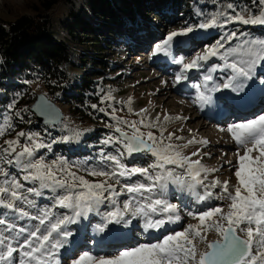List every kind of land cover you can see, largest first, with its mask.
<instances>
[{"label": "snow or ice", "instance_id": "1", "mask_svg": "<svg viewBox=\"0 0 264 264\" xmlns=\"http://www.w3.org/2000/svg\"><path fill=\"white\" fill-rule=\"evenodd\" d=\"M259 6L261 11L257 15L250 9L237 10L229 3L227 8L234 14L217 11L199 24L171 31L162 43L156 44L153 55L171 56L176 38L186 37L197 29H224L232 23L264 25V0H259ZM213 58L221 63L208 67L201 80L192 85L195 94L191 103L201 110L213 103L214 93L223 89L235 93L244 91L257 66H264V39L224 31L189 61L173 58L172 62L180 66L173 85L188 81L191 72L205 69ZM217 71L226 73L222 82H217L214 76ZM112 99L105 95L102 102ZM15 103L14 100L8 106L9 112ZM127 104L131 113V98ZM47 110L45 105L42 114ZM116 111L113 108L110 113L115 121L109 125L112 131L101 141L104 146L114 147L115 153L101 148L99 166L73 164L62 157L51 162L43 156L37 158L38 150L51 151V144H46L38 133L17 132L14 139L4 142L6 147H0V264H62V250L64 255L71 251L66 248L69 237L73 236L69 226L88 219L89 214L101 217L102 222L96 228L99 233L105 232L109 225L127 228L134 219H139L145 234L159 235L154 242L139 243L115 255L84 251L71 264H264V114L222 129L237 146L236 162L232 165L237 183L230 191L228 180L213 178L205 183L208 175L218 169L205 166L201 158L193 159L201 157L199 148L188 155L184 153L190 145H207L209 141L193 136L179 144L175 141L182 137L172 132L165 136L164 123L172 119L168 113L163 115V120L159 114L150 120L148 110L141 109L134 113L137 120H127L117 116ZM15 115L22 119L19 111ZM175 119L183 118L176 116ZM13 128L10 116L0 117V137ZM87 131L74 130L73 136L61 139L78 141ZM140 157H150L152 162L147 167H130L126 163L130 158ZM5 165L23 175L18 179ZM81 171L86 175L78 174ZM86 176L102 179L89 180ZM133 177L142 180H133ZM21 181L34 186L25 187ZM170 185L181 193H188L197 204L211 199L228 201L227 211L223 206L188 210L187 216L196 223H188L180 231L169 229L168 225L182 220L180 205L168 198ZM43 190L50 191L52 202L40 207L30 197H42ZM122 196L127 198L121 201ZM105 204L111 210L101 212ZM211 231L218 239L206 242V235ZM197 242L206 243L207 250H198Z\"/></svg>", "mask_w": 264, "mask_h": 264}, {"label": "rangeland", "instance_id": "2", "mask_svg": "<svg viewBox=\"0 0 264 264\" xmlns=\"http://www.w3.org/2000/svg\"><path fill=\"white\" fill-rule=\"evenodd\" d=\"M25 2L26 0H0V19L11 20L13 17L10 11L15 12L19 10V7ZM117 2L121 3L122 8L124 7L126 11H128L126 8L128 6L127 1L125 4H122V2L118 0ZM216 5L215 9L208 10L201 16L199 23L203 22L217 11L229 13V9L227 8L228 3L218 2ZM113 9L118 10L115 7ZM260 11L259 6L257 15L260 14ZM70 12L81 13L87 17V20L91 23V34L81 36L89 45V52L85 53L86 56H84L82 60L86 64L88 59L92 60L91 57H97L104 67L101 76L97 78V85H102L103 96L101 100H97L96 103L93 104L97 106L95 109H105V111H103L104 114L99 116V118L96 114L89 116L92 121H90L91 119L85 114H81L83 115V120L80 121L74 113L77 110L75 107L64 102L61 96L47 95L41 82L32 81L29 83V91L31 93L33 92L35 98L38 93H44L53 100L63 112L62 121L58 124L48 125L50 128L44 130H32L28 125L23 127L21 124L12 122L14 128L0 137V147H6L4 142L14 139L17 132L38 133L46 144H51V151L47 148L40 149L37 152V158L43 156L47 162H51L57 157H62L73 164L99 166L101 148H104L105 152L115 153L114 147L101 144V141L112 131L109 125L115 123L110 115L112 109H117L116 115L124 119H138L134 114L135 112L132 111L130 113L128 111L129 107L126 105L128 97L133 96L137 99V105H139L140 108L148 110L147 115L150 120H155L157 114L160 115L161 120H163V115L165 113H168L172 117L170 126L165 128V136L168 132H172L176 136L183 138L180 141H175L176 143L182 144L193 136L198 140L206 139L209 141L207 145H190L188 148L184 149V153L188 155L199 148L201 150V157H193V159L201 158L205 166L218 169V171L208 175L205 183H210L213 178L221 181L228 180L229 190L232 191L237 183L234 175L235 168L232 166L236 162L235 153L237 152V146L231 141L229 134L226 131H222V129H226L228 125L232 123L252 119L258 115L264 114V103L254 108L252 112L245 113L242 118L234 117L228 113V116L224 117L225 120L216 121L210 119L207 113H203V111H205L204 109L201 110L191 103L195 94L192 85L201 80L202 75L208 67L221 63V61L217 58H213L205 65V69L191 72L188 81H182L180 84L176 85H173V80L180 66L174 64L172 61L173 58H183L185 62L189 61L196 52H202L205 45L213 44L224 31H236L238 34L243 33L246 38L264 39V25H241L232 23L228 24L224 29H197L186 37L176 38L172 46V55L165 56L163 53L153 55L156 44L162 43L171 31L196 24H190L186 17H175L174 19L172 18L171 21L162 20L156 14L152 13L148 15V13L144 12L143 7H141L140 10H134L137 17L136 23L127 25L126 23L116 22L107 16H103L98 11L96 13L90 11L87 0H62L57 4L50 15L52 31L59 39H69L66 37L68 35L66 30L64 31L62 29H64L63 23L71 19ZM197 14L201 15L199 11H197ZM98 37L103 39L102 43L98 41ZM232 43L234 44L235 41ZM80 45L84 44L81 43ZM161 60L165 62H158ZM164 64L170 67L167 68ZM75 73L79 74L80 71L76 70ZM214 76L217 78V82H222L221 78L225 77L226 73L217 71L214 73ZM161 81H166L167 83L162 84ZM118 94H122V96H124L123 99H119ZM253 94L257 96L262 94V98L258 100V103H260V101L264 102V66H257L254 70L253 78L246 82L243 92L235 93L230 89H223L220 92L214 93L212 107L217 110L222 103L229 100V95L237 101H242V99L248 95L253 97ZM105 95H110L114 99L102 102ZM253 99L255 101L256 97L251 98V100ZM31 100L32 97L30 98L28 96H22L20 99H16L14 109L17 108V106L24 109L29 107L34 101ZM251 100L249 102H251ZM109 104H111V107L108 106ZM139 107L138 109H140ZM208 108H211V106ZM251 108L252 106L249 107L250 110ZM229 112L233 113L231 110H229ZM3 116H9V114L6 113ZM176 116H180L183 119L176 120ZM17 121L20 122L21 120ZM84 129H88L89 131L84 132L78 141L72 139L71 141L64 142L61 139L64 136H73L74 130L83 131ZM153 131L159 135L156 129H153ZM89 132L94 133L93 137L97 142L93 144L89 142L88 139L91 137L88 135ZM53 141H55V143H53ZM24 142L25 139L21 137V143ZM80 149L84 151H80ZM151 162L152 160L150 157L130 158L126 161L130 167H147ZM229 162H231V164ZM5 167H8L9 171L15 174L18 179L23 175L22 172L15 168H11L7 165H5ZM78 174L86 175L83 171ZM86 178L89 180L102 179L101 177L93 178L89 176H86ZM136 179L142 180V178L133 177V180ZM21 182L25 184V187L34 186L28 182ZM200 191L203 190L200 189ZM214 191L219 192V189H215ZM43 192L44 195L42 197H30L36 199L40 207L46 204L50 205L52 202L50 199V191L43 190ZM126 198V196H122L120 200L123 201ZM168 198L171 203L178 204L181 207V222L167 226L169 229H174L176 231L182 230L188 223H196L191 217L187 216L188 210L200 211L210 206H223L224 211H227L226 205L228 201L211 199L202 204H197L193 202V198L188 195V193H181L179 189L171 185L169 187ZM108 210L111 209L107 204L101 206V212H106ZM57 211L66 212L67 210L57 209ZM101 222L100 216L89 214L88 219H82L79 224L69 226V230L73 232V236L69 237V244L66 248L71 249V251L67 255H64V250H62V264H71V260L78 257L84 251H89L96 255H115L119 251L134 247L139 243L154 242L159 235L156 232L145 234L139 219H134L132 224L127 228L118 225H109L105 232L99 233L96 231V228ZM123 234H126L125 236H128V239L118 236ZM238 234L243 237L242 233ZM116 235L117 237H115ZM101 236H104L105 240H97V243L101 240L106 241V239H109L110 242L100 248L96 245L95 248V239H99ZM106 236L108 237L106 238ZM216 239H218V236L214 231L207 233L206 242ZM121 240L127 242L120 243ZM77 243H79V246L75 248ZM197 247L200 251L207 250L206 243L197 242Z\"/></svg>", "mask_w": 264, "mask_h": 264}, {"label": "trees", "instance_id": "3", "mask_svg": "<svg viewBox=\"0 0 264 264\" xmlns=\"http://www.w3.org/2000/svg\"><path fill=\"white\" fill-rule=\"evenodd\" d=\"M61 1L26 0L19 10L10 11L11 20L0 19V117L8 113L13 123L23 127L28 125L32 130L50 127L35 121L30 106L25 109L17 106L11 112L8 110V106L22 96L34 100L33 92L29 91L32 81L41 82L47 95L61 96L64 102L75 107L77 110L74 113L80 121L83 120L81 114L87 117L96 114L98 118L104 114L92 107L103 96V88L101 84L97 85V78L104 67L97 57H91L92 60L88 59L86 64L82 60L85 53L89 52V45L81 36L91 34V23L81 13L70 12V21L63 23L69 39L57 38L52 31L50 15ZM118 1L122 4L127 1L128 11L117 0H87V4L90 11H98L103 16L127 25L136 23L134 10H140L141 7L148 15L156 14L162 20L186 17L190 24L199 23L201 16L215 9L218 2L231 3L237 10L250 9L255 14L259 8V0ZM114 7L118 10H114ZM229 13L234 14L231 9ZM98 41L102 43L103 39L98 37ZM76 70L80 73H75ZM17 111L21 113L22 119L16 117ZM88 135L91 136L88 139L91 144L97 142L93 132Z\"/></svg>", "mask_w": 264, "mask_h": 264}, {"label": "bare ground", "instance_id": "4", "mask_svg": "<svg viewBox=\"0 0 264 264\" xmlns=\"http://www.w3.org/2000/svg\"><path fill=\"white\" fill-rule=\"evenodd\" d=\"M158 62H165V61H163V60H161V61H158ZM164 66L165 67H170V66H167L166 64H164ZM264 95V94H263ZM129 96V95H128ZM123 97L124 96H122V94H118V98L119 99H123ZM256 97V99H255V101H254V99L253 100H251V98H255ZM264 97V96H263ZM129 98H131V105H130V107L132 108V110H133V112H138L139 110H141L142 108H140L139 107V105H137V99L136 98H134L133 96H131V97H128V100H129ZM260 98H262V94L260 95V96H257V95H255V94H253V97H251V96H246L245 98H243L242 99V101H237L236 99H234L233 97H231L230 95L228 96V99L229 100H227V101H225L224 103H222L220 106H219V108L216 110V109H213V107H212V104L211 105H207V106H205V108H204V110L205 111H203V113L204 114H208V117L210 118V119H213V120H216V121H220V120H223L224 119V117L225 116H228V113H229V115L231 114V115H233L234 117L236 116L237 118H242L244 115H245V113L247 114V113H250V112H252L253 110H254V108H256V107H258L259 105H262L264 102H262V101H260V103H258V100L260 99ZM244 99H246V100H244ZM251 100V102H249ZM264 100V99H263ZM217 101H218V99H217ZM244 101V102H243ZM214 102V101H213ZM215 103H216V101H215ZM219 103H221V102H219ZM126 105H127V107H129V105L126 103ZM211 106V108H208V107H210ZM249 106H254V107H252L251 108V110H249L248 112H245V113H240L243 109H245V108H247V107H249ZM138 107L140 108V109H138ZM229 110H231V111H233V113H231V112H229ZM203 114V115H204ZM225 120V119H224ZM170 122H172V120H170V121H168V122H165L164 123V127L166 128V127H168V126H170ZM110 233V232H109ZM112 233V232H111ZM116 233V232H115ZM126 234H123V235H118V236H122V237H124L125 239H128V236H125ZM156 235V234H155ZM108 236H106V238H107ZM115 237H117V235L115 236ZM100 239H104L105 240V238H104V236L102 237L101 236V238H99L98 240H100ZM114 239V238H113ZM104 240H101V241H99L98 243L96 242L95 243V248H96V245H97V247L98 248H100V247H102V246H104L105 244H109V242H110V240L109 239H106V241H104ZM122 241V242H121ZM120 241V243H124V242H127V241H125V240H121ZM79 246V243H77V245L75 246V248L76 247H78Z\"/></svg>", "mask_w": 264, "mask_h": 264}, {"label": "water", "instance_id": "5", "mask_svg": "<svg viewBox=\"0 0 264 264\" xmlns=\"http://www.w3.org/2000/svg\"><path fill=\"white\" fill-rule=\"evenodd\" d=\"M45 105L48 106V110L43 111L42 114V109ZM30 111L33 113L35 121L43 126L58 124L63 118V112L59 106L44 93H38L36 95L33 103L30 105ZM212 241L215 240L209 242Z\"/></svg>", "mask_w": 264, "mask_h": 264}, {"label": "built area", "instance_id": "6", "mask_svg": "<svg viewBox=\"0 0 264 264\" xmlns=\"http://www.w3.org/2000/svg\"><path fill=\"white\" fill-rule=\"evenodd\" d=\"M62 30H64V31H65V29H62Z\"/></svg>", "mask_w": 264, "mask_h": 264}]
</instances>
